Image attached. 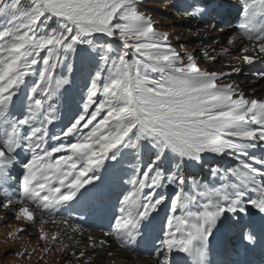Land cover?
Masks as SVG:
<instances>
[{
	"label": "snow or ice",
	"instance_id": "snow-or-ice-1",
	"mask_svg": "<svg viewBox=\"0 0 264 264\" xmlns=\"http://www.w3.org/2000/svg\"><path fill=\"white\" fill-rule=\"evenodd\" d=\"M142 7V0H0V208L33 226L30 205L54 220L68 213L64 225L82 233L68 223L70 214L102 205L109 178L118 177L104 234L119 249L137 254L147 243L145 222L163 210L151 242L158 264H223L210 238L228 227L240 230L248 251L260 250L264 264V224L237 223L249 209L264 217V100L225 83L241 68L202 70L192 52L177 51ZM232 7L239 36L228 44L248 43L244 55L219 54L264 63V0H234ZM207 11L206 0L178 9L192 18ZM252 74L264 78V70ZM70 103L73 114L63 123ZM190 166L207 172L198 178ZM39 239L54 246L45 252L71 247L43 228ZM106 245L87 237L86 247L111 256ZM93 254L70 256L99 264Z\"/></svg>",
	"mask_w": 264,
	"mask_h": 264
},
{
	"label": "rangeland",
	"instance_id": "rangeland-1",
	"mask_svg": "<svg viewBox=\"0 0 264 264\" xmlns=\"http://www.w3.org/2000/svg\"><path fill=\"white\" fill-rule=\"evenodd\" d=\"M185 4L186 0H142L143 7L141 10L153 17L158 30L167 31L169 33V42L177 51L181 54L185 51L192 52L197 57L199 66L202 70L210 69L213 72H230L234 67L245 64L241 62L237 66H229L227 63L232 61V59H225L224 56L219 54L229 45L228 42L225 41V35L218 38V34H215L217 30L213 32V29L210 28L211 31H207V29H200L187 23L191 22V20H188L187 17L180 15L178 12V9H182ZM231 37V35H228L227 40ZM181 44L185 45V47L180 48L179 46ZM217 45L219 49H216ZM212 49L216 51L212 52ZM205 52L216 55V61L206 59L204 56ZM231 53L237 55L238 51ZM234 81L236 80L233 77L230 80L226 79L225 83H233ZM240 82L241 80L239 83H235L238 84V88L241 86ZM77 83L79 86L80 81L78 80ZM246 91L243 93L247 99L253 98L254 96L257 97L253 99H264V95H262V97L256 95L258 94L256 88L251 86L246 87ZM145 161L146 163L148 162L147 158ZM17 207H19V205H17ZM30 209L40 217V219L37 218L35 226L31 224L27 226V222L16 220L11 211L0 208V264H80V261L71 258L70 254L72 252L70 251V247L66 251H44V249L53 248L54 246L51 242L46 243L39 239L40 228H43L49 234V238L54 228L51 224H48L51 223L50 221H47L48 223L46 222L48 225H45V223L40 224L39 221L43 218L40 216L37 209H33L31 206ZM60 222L61 221L58 223L60 224ZM17 228H24L25 232L20 233L16 238H11L8 234L15 231ZM105 237L107 238V236ZM63 242L69 244L67 241L63 240ZM96 252L97 250L90 257L92 262H96L92 258L95 256ZM17 253H23V256H18ZM42 257H46V259H41Z\"/></svg>",
	"mask_w": 264,
	"mask_h": 264
},
{
	"label": "bare ground",
	"instance_id": "bare-ground-1",
	"mask_svg": "<svg viewBox=\"0 0 264 264\" xmlns=\"http://www.w3.org/2000/svg\"><path fill=\"white\" fill-rule=\"evenodd\" d=\"M187 18H188V20H191V22L196 19V18H192V17H187ZM226 47L229 48L230 52L238 51L237 56L244 55L240 51L242 48V46H240V44H238V45H227ZM216 49H219L218 45H217ZM222 49H223V47H222ZM212 52H213V49H212ZM248 55H251V53H248ZM241 62H242V60H240V59H232V61L228 62L227 64L229 66H237ZM207 71L213 72L210 69H207ZM235 83L236 82H234V84ZM243 83L244 82L241 80L240 84H243ZM257 99L260 100L259 98H257ZM37 218L38 217L36 216V220H37ZM47 223H45V225L51 224L54 228L52 234L60 233L61 238L64 241H67L71 245V247H70L71 252H81V251H84L86 253L87 252H93L94 250L91 247H86L87 237L89 235H91L95 238H98V239H104V240L108 241V245H110L112 249L115 247V245L112 244L110 242V240L107 239L105 236H101V235L93 233V232L73 233L63 223H60V224L57 222H51L48 224ZM28 224L29 223L27 222V226H28ZM65 232H67V236H64ZM67 237H73L74 239H68ZM75 241H81V243L77 244V243H75ZM108 245H106L105 247H107ZM98 251L99 250H97V252L95 253V256H93L92 258L94 259V261L99 262V264H154V263L150 262L149 260L129 256V254L125 253L124 251L118 250V249L116 251L113 250V254L111 256H109L107 251H102V252H100V251L98 252Z\"/></svg>",
	"mask_w": 264,
	"mask_h": 264
}]
</instances>
